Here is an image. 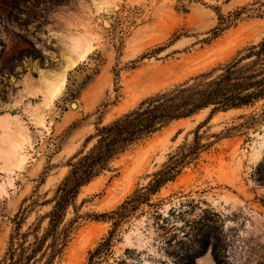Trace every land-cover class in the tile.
<instances>
[{
	"label": "rangeland",
	"instance_id": "rangeland-1",
	"mask_svg": "<svg viewBox=\"0 0 264 264\" xmlns=\"http://www.w3.org/2000/svg\"><path fill=\"white\" fill-rule=\"evenodd\" d=\"M263 38L264 0H73L37 20L0 10V264L17 230L45 233L97 128ZM197 136L198 154L113 231L105 215ZM111 167L67 209L53 264H264V101L173 121Z\"/></svg>",
	"mask_w": 264,
	"mask_h": 264
},
{
	"label": "trees",
	"instance_id": "trees-1",
	"mask_svg": "<svg viewBox=\"0 0 264 264\" xmlns=\"http://www.w3.org/2000/svg\"><path fill=\"white\" fill-rule=\"evenodd\" d=\"M70 1L73 0H0V10L7 12L17 9L26 14L29 20H37L44 19L56 6ZM22 52L34 55L31 50ZM260 101H264V38L227 62L191 78L171 92L142 101L109 125L97 128L92 148L70 160L71 170L57 189L45 233L39 236L41 227L38 226L33 230V238L28 240V234H21L17 230L10 239L8 252L1 264H53L70 241L72 227L62 228L61 224L82 187L110 172L115 159L161 132L173 121L210 108L212 111H228ZM198 143L199 136L194 146L182 149L179 159L172 157L170 163L154 175V180L141 198H137V192L116 211L105 215L109 220L116 221L113 231L140 205L148 202L150 195L157 193L180 174L186 158L198 154ZM112 237L110 234L103 245L109 246ZM100 247L91 254V258L99 253ZM215 257L218 264H222L217 255ZM186 264L196 262L190 259Z\"/></svg>",
	"mask_w": 264,
	"mask_h": 264
},
{
	"label": "bare ground",
	"instance_id": "bare-ground-1",
	"mask_svg": "<svg viewBox=\"0 0 264 264\" xmlns=\"http://www.w3.org/2000/svg\"><path fill=\"white\" fill-rule=\"evenodd\" d=\"M82 51H83V52H82V54H81V57H84L85 54L88 53V52H87V50H86V51L82 50ZM56 91H57V87L55 86L54 88H52L51 92H52V94H53V93H55ZM50 95H51V94H50ZM74 106H76V105H74Z\"/></svg>",
	"mask_w": 264,
	"mask_h": 264
}]
</instances>
